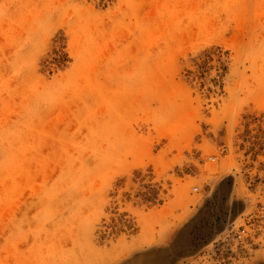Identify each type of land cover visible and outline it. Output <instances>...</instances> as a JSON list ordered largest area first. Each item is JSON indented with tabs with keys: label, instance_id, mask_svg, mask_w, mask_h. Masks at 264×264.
I'll return each mask as SVG.
<instances>
[{
	"label": "rangeland",
	"instance_id": "rangeland-1",
	"mask_svg": "<svg viewBox=\"0 0 264 264\" xmlns=\"http://www.w3.org/2000/svg\"><path fill=\"white\" fill-rule=\"evenodd\" d=\"M0 264H264V0H0Z\"/></svg>",
	"mask_w": 264,
	"mask_h": 264
},
{
	"label": "built area",
	"instance_id": "built-area-1",
	"mask_svg": "<svg viewBox=\"0 0 264 264\" xmlns=\"http://www.w3.org/2000/svg\"><path fill=\"white\" fill-rule=\"evenodd\" d=\"M245 233V230L239 231V232H235V236H237L238 238L242 237V234Z\"/></svg>",
	"mask_w": 264,
	"mask_h": 264
}]
</instances>
